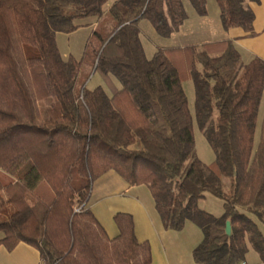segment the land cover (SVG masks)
<instances>
[{"label": "trees", "instance_id": "1", "mask_svg": "<svg viewBox=\"0 0 264 264\" xmlns=\"http://www.w3.org/2000/svg\"><path fill=\"white\" fill-rule=\"evenodd\" d=\"M106 1L0 0V246H30L41 264H151L131 214H114L118 234L109 238L87 207L94 181L114 171L149 190L165 230L199 228L196 264H241L248 247L264 264V61L243 63L229 39L147 59L139 22L168 38L187 19L182 1L116 0L105 10ZM189 2L206 14V0ZM215 2L225 32L253 35L249 3L259 0ZM87 18L95 26L82 58L63 60L56 33ZM91 72L118 86L87 89ZM183 78L209 165L195 152ZM207 194L221 201V216L199 208Z\"/></svg>", "mask_w": 264, "mask_h": 264}, {"label": "crops", "instance_id": "2", "mask_svg": "<svg viewBox=\"0 0 264 264\" xmlns=\"http://www.w3.org/2000/svg\"><path fill=\"white\" fill-rule=\"evenodd\" d=\"M249 7L254 14L253 35L248 36L242 29L232 28L225 32L224 38L233 42L241 60L244 55L243 63H248L253 58L264 61V0H259L257 4L250 3ZM125 195H128L130 201L120 199L107 203L110 202L111 197L121 198ZM100 202H105L106 211L112 219L118 212L132 215L137 240L147 241L150 245L151 264H196L192 258V251L202 241L201 231L191 222H186L181 231L165 230L154 208L150 192L147 196L138 187H130L114 171H108L94 181L87 207L108 237L114 238L118 234L115 224L102 219L99 210L93 209V206ZM249 249L251 248L248 247V251ZM245 262L261 264L258 255L257 261L248 263L245 260ZM0 264H41V261L37 250L20 243L11 251L0 246Z\"/></svg>", "mask_w": 264, "mask_h": 264}, {"label": "rangeland", "instance_id": "3", "mask_svg": "<svg viewBox=\"0 0 264 264\" xmlns=\"http://www.w3.org/2000/svg\"><path fill=\"white\" fill-rule=\"evenodd\" d=\"M115 1L116 0H107L104 5V9H108ZM181 1L187 14L186 22H184V24L177 32L171 34L168 38H162L158 34H156L153 27L146 20H141L139 22L140 40L147 59H150L157 49L176 47L182 48L191 45L200 46L207 43L219 42L225 38V31L220 24L219 11L215 0H206V14L204 16H199L196 13L189 0ZM81 21L82 22L79 24L80 27L75 32L70 34L56 33L55 35V42L63 60H67L69 57H73L74 59L79 61L83 56L87 39L91 35V31L95 26V20L93 18H87ZM244 60L245 57L243 55L242 62H244ZM83 68L87 73L90 71L89 64H84ZM112 85L118 86V82L114 78L106 80L102 78L98 73L93 72L90 73L85 83L87 89L93 90L97 86H100L107 94L110 93ZM182 88L187 99L189 112L192 116V129L196 155L202 163H204L205 165H209L214 161V154L210 149L205 137L199 131L195 121L194 89L192 81L190 79L183 78ZM263 106L264 92L261 99V108L258 112L257 121L262 114ZM46 107V105L40 106L42 115H44V110L46 109ZM257 140L258 130H256L255 136V141ZM137 187L148 196L149 190L145 186ZM120 199L130 201L128 195H125L121 198L111 197L109 199L110 202L107 203H111L114 200ZM91 203L93 205L94 202L92 201ZM198 206L200 209L215 217H219L223 214L221 201L210 194H207L205 198L198 203ZM93 209L95 211L99 210V214L101 215L102 219H107L109 222H113L114 224L111 215H109V213L106 211L105 202L97 203V205L93 206ZM105 220H103V223ZM258 227L264 237V226L262 224H258ZM1 237L2 234L0 233V238ZM247 253L245 255V260L248 263L257 261V255L252 249H249Z\"/></svg>", "mask_w": 264, "mask_h": 264}, {"label": "water", "instance_id": "4", "mask_svg": "<svg viewBox=\"0 0 264 264\" xmlns=\"http://www.w3.org/2000/svg\"><path fill=\"white\" fill-rule=\"evenodd\" d=\"M230 233H231L230 223H229V222H226V224H225V234H226L227 236H229Z\"/></svg>", "mask_w": 264, "mask_h": 264}, {"label": "built area", "instance_id": "5", "mask_svg": "<svg viewBox=\"0 0 264 264\" xmlns=\"http://www.w3.org/2000/svg\"><path fill=\"white\" fill-rule=\"evenodd\" d=\"M241 264H247L246 262H242ZM262 264V263H261Z\"/></svg>", "mask_w": 264, "mask_h": 264}]
</instances>
